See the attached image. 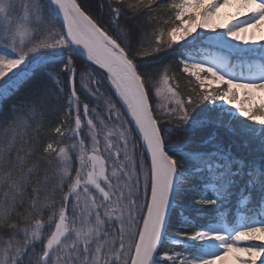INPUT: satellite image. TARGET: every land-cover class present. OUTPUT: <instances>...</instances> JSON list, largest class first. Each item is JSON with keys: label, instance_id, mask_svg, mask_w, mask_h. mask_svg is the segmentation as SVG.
<instances>
[{"label": "snow or ice", "instance_id": "snow-or-ice-1", "mask_svg": "<svg viewBox=\"0 0 264 264\" xmlns=\"http://www.w3.org/2000/svg\"><path fill=\"white\" fill-rule=\"evenodd\" d=\"M227 4L228 0H223V3L211 0H162L161 3L157 0H134L126 7L131 10L132 17L141 11L140 6L149 11L153 5L166 8L171 15L162 23L170 25L168 35L172 41H177L191 36L197 28L214 31L215 20ZM123 5L125 0H111L109 9L114 14L113 23L120 19ZM20 7L24 10L23 16L13 20L14 0H0V34L5 38L4 47L14 53L10 55L7 51H0V135L3 136V143H0V183L7 185L4 197L0 199V231L8 238L0 250V264H157L155 257L171 215L189 191L196 193L191 202L194 206H201L200 210L208 206L219 208L231 203L235 197L238 211H245L254 204L259 219L245 223L248 217L241 215L239 222L232 226L217 221L199 227L183 218L181 207L180 227L196 228L189 240L200 243L187 244L176 238L173 243L184 245L189 254L164 253L166 259L172 264H176L177 259L178 264H215L216 260L223 261L227 255H232L238 264H256L257 259L264 256V104L256 112H252L251 106L256 99L254 94L264 92V44L242 49L230 41L248 44V40H242L241 33L246 32L248 26L256 27L264 22V0H239L238 9L252 12L250 19L226 27L211 39L214 46L228 50L229 55L234 53L241 58L259 56V64L247 66V76L233 75L226 56L216 57L208 62L207 67L203 66L204 61H193L192 70L187 62L182 61L185 73L200 80L198 73L207 72L215 80L227 84L228 90L222 94L200 95L197 100L189 96L185 101L169 85L165 74L162 83L168 95L163 97L164 103H156L155 106L150 99L153 95L160 98V89L150 92L146 84L150 78L131 58L133 38L145 31L138 23L134 22L113 37L83 10L77 0H47V3L44 0H22ZM49 8L62 15L63 22L59 28L55 18L47 14ZM123 14L129 15L128 12ZM33 24L34 27L29 26ZM181 33L183 36L178 37ZM161 36L163 32L156 37L157 45L161 43ZM196 39L199 37L193 38L191 43ZM137 43L143 47V39H138ZM79 49L83 50L88 61L106 72V79L119 98L118 101L112 97L104 101L108 119L114 125L103 133V151L108 153L105 157L98 155L102 151L101 132L90 116L93 110L87 103L81 106L75 87L73 63ZM35 53L66 55L61 71L72 73L69 77L72 95L69 114L75 111V127L71 131L78 145L74 143L72 149L78 148V151L73 155L69 148L57 149L52 143L43 149L45 154L55 152L59 159L61 175L58 186L55 182L50 185L47 174L31 186L38 165L25 169L27 156L20 157L15 148L19 129L27 124L25 117L29 113L24 111L26 105L23 101L10 105L7 113L3 108V101L10 99L28 82L20 81L14 70ZM9 73L13 76L5 79ZM85 75L88 83L84 87L93 97L101 94V82L89 74L87 68ZM233 89L246 90V100L250 105L248 108L241 105L237 109L239 116L261 127L233 119L229 109L222 104L217 105L218 100H226L229 96L234 100L236 93ZM36 95L43 99L46 93L37 92ZM203 101L215 107L207 104L199 107ZM121 103L126 106V112L121 111ZM170 104L174 106L169 107ZM27 106L35 116L41 105L30 100ZM81 107L86 134L82 132ZM198 107L199 111H196ZM122 115L131 119L121 120ZM133 123L134 128L130 127ZM99 127L107 128L104 120L99 121ZM55 132L61 137L65 135L59 126ZM179 134L185 136L182 144L173 146L166 142L172 135ZM86 139L91 141V154L86 147ZM130 139L133 141L131 154L128 151ZM141 139L143 144L140 147L146 146V153L138 161L136 144ZM233 139L249 144L258 142L261 149L259 162L238 156L230 146ZM73 161L78 164L74 167V178L71 176ZM141 176L144 203L138 202ZM65 182L68 192L57 209V187L62 192ZM25 197L29 200L26 201ZM70 203L71 219L68 214ZM46 210L50 213L47 226L49 229L54 227L47 235L44 234L45 222L41 219ZM240 241H260L261 244L240 246L237 244ZM218 249H223L224 254ZM244 256L248 259H242Z\"/></svg>", "mask_w": 264, "mask_h": 264}, {"label": "trees", "instance_id": "trees-1", "mask_svg": "<svg viewBox=\"0 0 264 264\" xmlns=\"http://www.w3.org/2000/svg\"><path fill=\"white\" fill-rule=\"evenodd\" d=\"M22 0H14L16 8L12 13L11 18L13 20H18L23 16L24 10L20 7ZM47 3V0H44ZM134 0H125V5L122 7V15L120 19L113 23L114 14L110 12L109 4L111 0H77L78 4L82 5L83 10L86 11L91 17H93L96 22L107 30L109 34L113 37L117 36L120 30H127L129 25H132L134 22L138 23L139 26L143 27L145 30L144 33L139 34L133 38V47L131 49V58L134 59V62L138 64V67L142 72L146 74L150 79L146 80V84L149 87L150 92H153L154 89H160V98H157L153 95L150 99V103L155 106L156 103H164L163 97L167 96V89L162 83V78L166 74L168 77V83L179 93V98L187 100L189 96L193 100H197L200 95L206 94V92L201 88V84L197 79L185 73L183 71L182 60L189 55L200 56L202 54V48H208L209 46L203 43H200V38L196 39L195 43H179L172 41L168 35L170 31V25L163 24L162 21L169 19L171 13L166 8H157L153 5L151 11L141 7V11L137 14L136 17L131 16V10L126 7L128 3H132ZM162 0H157V3H161ZM170 2V0H169ZM123 12H128L129 15H124ZM47 14L55 18L57 22V28L60 27V21L53 8L47 10ZM150 21V22H149ZM158 21L160 23H158ZM34 27L35 25H30ZM163 32L161 36V43L156 44V37ZM138 39H143V47L137 43ZM5 38L0 34V48L4 47ZM170 45V46H169ZM124 46H127L125 43ZM158 48V50H157ZM7 50L11 51L9 48ZM62 51V50H61ZM146 53V54H145ZM66 55L64 56H53L45 53H35L31 54L29 58L25 61V64L21 65L20 68L15 69L14 73L18 74V79L20 81L27 80L28 82L24 87L20 88L10 99L3 101L4 112L7 113V110L10 105L14 103L25 102L24 111L29 113L28 117H25L27 124L21 126L19 133L15 140V148L18 150L20 157H26L27 160L25 163V169L38 165V171L33 175V183L31 186H35V181L37 179L43 180L47 174L49 183L55 182L58 186L60 183L61 169L59 167V159L55 152H50L45 154L43 149L47 146L48 143H52L54 148L67 147L70 150V154H75L78 151V148L73 150L72 145L76 143L78 145V140L74 139L72 128L74 125L75 111L69 114V107L72 103L71 87L69 77L72 75L71 71L63 72L61 71L62 65L66 62ZM236 55L233 56V59H239ZM234 66V65H233ZM73 67L76 69V80L75 87L77 95L79 96V102L81 106L85 103L89 105L90 116L94 118V122L97 123L98 129L101 132V149L102 151L98 154L101 157H105L108 153L103 151V133L108 129L114 127L112 121L108 119L107 106L104 104V101L110 97L115 100H119L115 96V91L109 80L106 79V72L99 69L98 66L88 61L84 56L79 54L75 57ZM85 68L89 74L95 77L96 80L100 81L101 94H97L96 97L84 87V84L88 83V78L85 75ZM238 69V66H235ZM244 72H248V67H242ZM13 76V73H9L5 79ZM15 78V77H14ZM40 92L41 94L46 93V96L41 97L37 96L36 93ZM30 100L37 101L41 106L37 109L35 116H32L30 108L27 106V102ZM207 104L208 107L212 106L208 101H203L200 103L199 107H204ZM122 112H126L122 103L119 105ZM174 105L170 104L169 107ZM199 107L196 111H199ZM162 113H157L160 115ZM81 119L84 121V126L82 127V132L87 133L86 121L83 117V109L81 107ZM130 120V117L121 116V120ZM233 119H239L245 123L252 124L251 121H247L245 117H233ZM104 120L107 128H100L99 121ZM61 127L64 136L61 137L60 134L55 132V128ZM134 128V125H130ZM261 127V126H259ZM258 127V128H259ZM11 133L9 136L11 137ZM136 136L138 133L136 132ZM116 140V137L112 138ZM184 134L172 135L171 139L166 141L171 143L173 146L182 144L184 142ZM132 139L129 141V153L132 152ZM0 143H3V136L0 135ZM142 141L139 140L136 144V158L139 161L142 154L146 153L145 149H141L140 145ZM233 151L240 157H243L249 161L255 160L257 163L260 160L261 149L258 142H252L251 144L247 142H242L237 139H233L230 145ZM86 147L91 148L90 139H86ZM31 153L29 156L28 154ZM148 159L147 157H145ZM78 164L73 161V170L71 176L75 177L74 167ZM109 169L111 168V161L108 163ZM2 175V173H0ZM108 175H111V171L108 172ZM7 189V185L0 183V199H3L4 192ZM95 192V189H91ZM68 192V184L65 182L63 191H59L57 187V193L55 195L56 208H59V204L63 199V196ZM43 197V193L41 194ZM99 196L98 193H96ZM139 203H144L145 197L142 191V176H141V192L139 193ZM196 198V193L189 191V193L180 201V207H177L176 210L171 215V220L169 227L167 229L165 238L161 244L158 255L164 253H175L184 251V245L172 244L168 241V235L172 231H180L186 233L181 240L188 242V237L193 234L197 229L194 227L182 228L180 227L181 221V207L183 210V216L193 215L192 218L195 220V224L199 227H204L209 224V221L218 220L223 218L228 223L234 224L238 219V214L241 211L237 210L236 198L234 197L232 202L226 205H222L219 208L217 206H208L207 208L200 210L201 206L193 205L192 199ZM74 201V198H72ZM83 196L81 197V204H83ZM25 200L28 201L29 198L25 197ZM27 206V203L25 204ZM72 204H69L68 214L71 219ZM245 216L248 217L245 220V223H253L259 219L257 215V209L255 205H250L249 208L245 211H242ZM49 211H45L41 219L45 222L44 234L50 230L47 226ZM8 238L2 234L0 231V250L4 247V241ZM157 264H172L168 260L156 259ZM178 264V260L176 261ZM261 264V262L259 263Z\"/></svg>", "mask_w": 264, "mask_h": 264}, {"label": "rangeland", "instance_id": "rangeland-1", "mask_svg": "<svg viewBox=\"0 0 264 264\" xmlns=\"http://www.w3.org/2000/svg\"><path fill=\"white\" fill-rule=\"evenodd\" d=\"M29 2H30V0H29ZM211 2L223 3V0H211ZM238 4H239V0H228L227 6L221 8L219 15L217 16V18L215 20L216 27H215L214 31L211 29H199V28H197L192 33L191 36L179 38L176 41L179 43H191L193 38L199 37L201 39L200 43H204V44H207L209 46L207 49L203 48L201 50L202 54L200 56L192 55V56H188L182 60V61L188 63L190 70H192L191 62H193V61H204L205 64L203 66L207 67L208 62L214 61V59L216 57H219V56L228 57V62L231 65V63H230L231 55H229V51L226 49H220V48L214 46L211 43V39L217 33L224 31L226 27H230L233 24H240V23H243V22L250 19V17L252 16V12L247 11V10H239ZM238 11H239V14H237ZM182 36H183L182 33L178 34V37H182ZM241 37H242V40L243 39L248 40V44H244L242 41H230V43L237 44L242 49L243 48H257L261 44H264V22L260 23L256 27L248 26L247 31L241 33ZM0 51H7V52H9L10 55H14V53H11V51L7 50L6 48H0ZM233 55H235V54L233 53L232 57H233ZM184 62H182L183 67H184ZM260 62H261V60H260L259 56H243L241 61L236 60L235 63L234 62L233 63H234V65H239V64L249 65L250 63L255 65V64H259ZM231 70H232L233 75H235L237 77L241 76L242 74L245 76L248 75V72H243V71H241L240 68L236 69L232 65H231ZM198 75L200 76V80H197V81L200 84H201V82H203V90L206 92V94H217V93L222 94L223 92L228 90L227 84H225L221 81L215 80L213 77H211V75L209 73L201 71L198 73ZM194 77L196 78V76H194ZM225 79H227V76H225ZM114 91H115V89H114ZM232 91L236 93V98L234 100L231 98V96H229L228 99H226V100H218L217 105L222 104L226 109H229L231 111L233 117H241V116H239L237 109L241 105H243L245 108H248L250 106L248 101L246 100V95H245L246 90H244V89H233ZM254 95H255L256 99L254 101V104L251 106L252 112H256L260 108V106L262 104H264V92L257 91ZM212 106H215V105H212ZM251 122H252V125L254 127L258 128L260 126L259 124L255 123L253 121H251ZM241 215H244V213L239 212L238 219L234 224L239 222V217ZM192 217H193V215L183 216V218H186L192 224H195V220ZM181 219H182V217H181ZM217 221H221L225 224H228L229 226L234 225L231 223H227L223 218H220ZM217 221H210L209 224L215 223ZM179 233H182V232L176 231V230L172 231L167 237L168 241L170 243L174 244L173 243L174 239H176V238L181 239L184 235H179ZM189 237H188V242H186L187 244H198V243H200L199 241L189 240ZM237 244L240 246H247V245H253V244L260 245L261 242L260 241H240V242H237ZM218 251H220L222 255L224 254L223 249H218ZM175 253H182L183 255L189 254L187 251H185V248H184V251L183 250L180 252L177 251ZM159 259L167 260L163 254L161 256H159ZM242 259L247 260L248 257L244 256V257H242ZM262 261H264V256L258 258L256 261V264H259ZM215 264H238V261H236L234 256L227 255L223 261L216 260Z\"/></svg>", "mask_w": 264, "mask_h": 264}, {"label": "water", "instance_id": "water-1", "mask_svg": "<svg viewBox=\"0 0 264 264\" xmlns=\"http://www.w3.org/2000/svg\"><path fill=\"white\" fill-rule=\"evenodd\" d=\"M55 10V9H54ZM55 12H56V15H57V17H58V19H59V21L61 22V24H62V22H63V17H62V15L61 14H59L56 10H55ZM79 51V53L82 55V56H84L86 59H87V56H86V54L83 52V50L82 49H79L78 50ZM88 60V59H87ZM91 62V61H90ZM125 107V109H126V106H124ZM126 111H127V109H126ZM131 118V117H130ZM133 125H134V123H133ZM134 127H135V125H134ZM137 133H138V130H137ZM138 135H139V133H138ZM141 141H142V139H141ZM142 144H143V141H142ZM145 148V151H146V146L144 147ZM148 159H150V158H148ZM166 233V232H165ZM165 236V235H164ZM159 250H160V248L158 249V252H159ZM158 257V255L155 257V259Z\"/></svg>", "mask_w": 264, "mask_h": 264}]
</instances>
